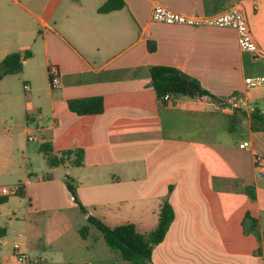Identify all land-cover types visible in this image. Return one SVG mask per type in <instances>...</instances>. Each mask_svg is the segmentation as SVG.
Here are the masks:
<instances>
[{"label":"crops","instance_id":"obj_1","mask_svg":"<svg viewBox=\"0 0 264 264\" xmlns=\"http://www.w3.org/2000/svg\"><path fill=\"white\" fill-rule=\"evenodd\" d=\"M106 1L26 0L28 6L0 0V62L12 52L31 54L22 72L0 77V85L8 75L26 74L31 61L43 56L41 75L30 71L24 81L27 90L49 94L52 122H39V142H50L56 153L85 151L81 166L35 168L25 146L24 181L0 185V196L8 197L0 202V222L5 215L19 218L15 211H4L16 194L4 195L3 186L21 183L27 201L21 232L14 230L11 240L9 227L0 228L2 264H134L107 250L104 257L91 258L95 247L80 228L92 214L110 226L131 222L141 231L138 224L158 222L165 201L173 206L175 219L154 248V264H264V178L255 163L256 153L264 156V132L252 130L249 112L217 104L243 93L264 112V87L247 89L244 83L247 76L264 75V0H124V7L100 12ZM155 4L190 15L238 7L258 52L241 50L230 27L154 21ZM21 11L30 16L31 28ZM34 25L39 37L31 43ZM156 65L180 69L217 100H160L151 77ZM52 66L59 70L56 87L51 85ZM92 96L104 97V112L79 115L69 109V99ZM245 141L250 146L241 147ZM37 152L43 157L39 147ZM5 164L0 157V176L7 171ZM68 177L88 213L75 202ZM78 213L82 224L72 218ZM247 213L258 221L254 232H246ZM16 242L39 261L20 262ZM70 254L76 259H61Z\"/></svg>","mask_w":264,"mask_h":264},{"label":"trees","instance_id":"obj_2","mask_svg":"<svg viewBox=\"0 0 264 264\" xmlns=\"http://www.w3.org/2000/svg\"><path fill=\"white\" fill-rule=\"evenodd\" d=\"M124 5V0H107L99 8V11L108 12L122 8ZM30 55V52H12L8 54L0 62V77L22 72L23 61ZM151 77L156 94L162 101L165 95H170L174 98L190 96L216 99L213 94L202 86L199 80L190 77L178 68L156 65L151 68ZM68 107L72 112L79 115L100 114L104 112L105 108L104 97L72 98L68 100ZM250 115L252 130L264 132V112L256 108ZM39 151L43 154V157L50 167L65 164L81 166L85 160V151L83 148H70L56 153L50 142H43L39 146ZM67 186L81 211L88 213V208L78 198L77 186L74 179L68 177ZM246 191L252 199H255L256 193L253 186L248 185ZM15 194L21 197L25 196V189L21 183L18 184V189ZM7 200V196H0V202H6ZM174 219V208L168 201H165L161 206L156 226L148 232H141L136 224L131 222L110 226L96 215L89 214L87 224L80 228V233L86 238L90 234L91 229L94 228L102 233L106 245L118 255V258L134 264H154L152 261L154 248L164 240ZM246 222H249L246 232H254L258 221L247 213L243 221L244 225ZM60 264L76 263L65 262Z\"/></svg>","mask_w":264,"mask_h":264},{"label":"rangeland","instance_id":"obj_3","mask_svg":"<svg viewBox=\"0 0 264 264\" xmlns=\"http://www.w3.org/2000/svg\"><path fill=\"white\" fill-rule=\"evenodd\" d=\"M21 1L24 5L29 6L26 0ZM17 12L20 13V10ZM21 15L25 18V22L31 28L32 20L30 16L23 11H21ZM38 30L39 28L34 25L32 33L34 35L36 34V36H34V38H30L31 43L35 41V37H39V33H37ZM43 65L44 57H36L35 59H33V61H31L26 74L23 73L19 75H8L1 83L2 85H0V152L3 151V154H0V157L6 163L4 168L5 170H7L6 173L0 176V185L14 184L18 183L20 180L24 181V172L26 170V151H28L35 168L40 166H44V168H47V162L45 158L42 157V155L36 154L38 153L37 150L40 145L39 141H41V133L37 128L39 122L42 121L45 126L50 125L52 122V111L49 102V94L40 92L37 93L36 91L27 90V87L24 84V81L28 79V74L30 73V71L35 72L36 76L41 75L38 72V68ZM35 79L39 85H44V82L40 83L42 81L40 78L37 77ZM29 106H31V108H28ZM24 127L30 128V132L28 134L23 133ZM27 135L36 136L39 141H28V138H26ZM29 169L31 170V167ZM11 198L12 201L9 203L8 208L4 209V211H15L17 213L16 215L19 217L18 221L13 218V215H5L1 219L0 228L7 229V227H9L8 238L13 240L14 230L16 232H21V229H23L25 221L23 206L24 204L26 205L27 201H25V199L22 200V197L18 195H12ZM79 217V213L76 214V216H72L74 221L80 224L81 222L80 220H78ZM11 220L14 221L13 229L10 226ZM156 222V220H149L148 222H143L138 225L141 231H147L154 228ZM87 243L90 246L95 247V250L89 253V256L93 259L104 257L106 255V252L105 254H103L105 250L113 252L106 245L102 233L95 229L90 232V235L87 238ZM50 256H48L49 260L52 259L51 254ZM61 259H76V256L70 254L63 256Z\"/></svg>","mask_w":264,"mask_h":264},{"label":"built area","instance_id":"obj_4","mask_svg":"<svg viewBox=\"0 0 264 264\" xmlns=\"http://www.w3.org/2000/svg\"><path fill=\"white\" fill-rule=\"evenodd\" d=\"M152 20L166 24H180L191 27L200 26H214V27H230L237 32L238 44L241 50L247 52H258L257 44L254 40L252 31L250 29L248 20L244 12L238 8H231L220 11L214 14H184L173 10L172 8L163 5L155 4L152 10ZM51 77V85L53 87L59 84V70L56 66L49 68ZM247 89L264 87V75H250L244 80ZM28 88V85H25ZM165 101H172L170 95H165ZM217 104L227 110H244L246 112H253L256 107L251 100L243 93H235L217 100ZM32 141H39L35 136H29ZM241 147L250 146V142L245 141ZM256 167L260 175L264 178V156L256 153L255 157ZM18 186H3L2 193L4 195L15 194ZM21 236V234H20ZM14 251L20 262L30 263L31 261L38 262L39 258H30L25 252L21 251L20 244H14ZM0 264H2L0 260Z\"/></svg>","mask_w":264,"mask_h":264}]
</instances>
